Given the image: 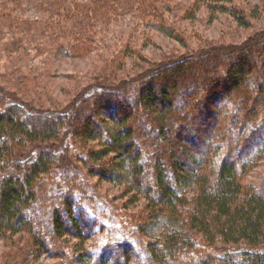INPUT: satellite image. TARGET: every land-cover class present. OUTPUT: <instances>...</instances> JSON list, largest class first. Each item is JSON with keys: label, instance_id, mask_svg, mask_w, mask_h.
<instances>
[{"label": "rangeland", "instance_id": "rangeland-1", "mask_svg": "<svg viewBox=\"0 0 264 264\" xmlns=\"http://www.w3.org/2000/svg\"><path fill=\"white\" fill-rule=\"evenodd\" d=\"M77 2L84 4L82 14L79 11L81 8L71 5L57 7L51 14L35 10L29 3L0 0L2 93H17L18 100L32 110L57 111L68 108L77 119L70 122L69 126L73 131L77 126L76 122L86 121L89 126L98 123L111 128L114 126L115 117L120 118L127 114V124L136 125L138 117H143L142 106L130 104V94L147 80L148 73H153L156 89L159 90L165 84L171 99H175L177 105H182V108H175L170 115L177 123L187 120L190 122L189 120L197 115V102L200 103L204 99L209 88L207 86H212L214 91L225 94L215 99L220 111V120L213 127L211 134L215 137H227L229 133H240L241 137H250L256 144H260L252 136L258 130L264 143V0H229L223 4L224 10L214 13L208 11L205 6L195 7L193 0ZM18 3H21V7ZM75 19L77 22L86 19V25L78 26ZM241 59H246L247 68L252 67L253 74L250 72L245 80L236 86L233 85L234 81L227 70ZM174 62L182 64L180 75H171L166 69ZM191 64L193 65L190 66ZM191 81L194 82V93L181 95V86L184 84L187 87ZM94 83L110 88L103 97L105 105L101 108L96 107V90L91 88ZM117 84H122L121 88L113 87ZM91 97L94 100H90ZM184 102H191L192 105L183 106ZM113 106H121L124 109L118 112L117 109L113 110ZM234 106H240L238 119L228 122L231 108ZM223 107L227 110H220ZM143 118L146 120L148 117ZM71 119L66 118L68 122ZM245 124L246 130L241 133ZM148 130L151 131L149 127ZM151 135L153 137L154 133ZM69 136L68 134L65 139L70 145L63 154H71L72 161L75 162L88 146H84L77 136ZM152 137H144L143 141L136 144V148L146 156L143 159L145 163L150 160L147 157L150 152L147 147L148 142L152 143ZM250 140L238 143L231 136V139H223V149L227 148L225 152L228 151L231 156L239 158L240 145L244 143L246 146ZM160 144L165 150H180L186 146L183 140L176 138L169 143ZM250 147L246 151L253 150V146ZM167 154L162 155L164 162L168 159ZM257 154L256 165L244 178V183L260 188L264 187V149ZM74 162V165L80 167L79 174L68 170L60 172L61 174L56 172L57 174L51 177L52 180L49 177L48 179L51 183L64 185L63 192L72 194L76 204L81 206L79 208L83 209L89 219L92 215L90 220H93L96 229L85 241L84 249L91 250L96 248L94 246H102L110 238L118 239L124 247L129 245L134 263L152 264L142 255L145 251L143 244L138 241L145 239L135 238V224L144 214L143 199L136 203L127 202V197H131V194L124 195V185L86 177L81 162ZM76 176L78 181L74 179ZM66 182H84L87 185L83 184L85 188L80 189L77 186H68ZM45 184L48 185V182ZM46 200V204H52L55 200L56 203L60 202L59 198L53 197ZM53 203L55 207V202ZM76 208L75 211L78 212ZM43 216L39 215V218L33 221L35 227L40 229L42 221L45 223ZM61 216L65 219L64 213L61 212ZM66 227L69 232L73 230L68 222ZM80 228L85 230L83 226ZM41 232L48 247L53 251L55 243L52 233L45 229H41ZM63 238L66 240L60 243L62 249L67 247L70 250L64 258L47 250H22L26 245H31L32 240L27 233L18 234L12 240H2L0 264H70L74 258L70 253L78 248V240L71 236ZM26 252L28 260L24 258ZM116 256L117 254L113 258ZM168 259L172 260L171 257ZM177 259L182 262L187 260L188 256L178 255ZM120 262L121 259H118L116 263L121 264Z\"/></svg>", "mask_w": 264, "mask_h": 264}, {"label": "trees", "instance_id": "trees-1", "mask_svg": "<svg viewBox=\"0 0 264 264\" xmlns=\"http://www.w3.org/2000/svg\"><path fill=\"white\" fill-rule=\"evenodd\" d=\"M7 1L29 3L35 10L51 14L57 7L67 5L81 8L79 11L82 14L84 5L78 3L79 0ZM228 1L193 0V5L197 8L205 6L214 13L224 10L223 4ZM21 3H18L20 7ZM80 22H77L78 26L86 25V19ZM181 68L179 62L166 67L171 75H180ZM252 71V67L247 68L246 59L234 63L227 70L236 86ZM147 76V80L132 91L129 99L130 104L142 106V115L148 118L138 117L136 125H129L128 114L120 118L117 116L111 128L98 123L89 126L86 121L76 122L73 131L69 125L76 116L68 108L32 110L18 100L17 93L0 91V241L12 240L18 234L27 233L32 240L31 245L22 250H47L64 258L70 250L67 247H64L66 251L63 250L60 243L66 240L63 237L71 236L78 240V248L70 253L74 256L70 264H118V259H121V264H146L134 263L129 245L124 247L118 239L110 238L102 246L84 249L85 241L96 229L93 220H90L92 215L89 219L72 194L63 192L64 185L51 183L48 179L53 178L56 172L61 174L70 170L76 175L80 172V167L73 164L71 154H63L70 145L66 142L69 134L77 136L84 146H88L74 162H81L86 177L124 185V195L131 194L127 202L136 203L143 199L144 214L135 224V238L145 239L138 241L143 244L145 252L142 255L152 264H264V187L244 183V178L256 165L257 152L264 149L260 132L254 129L257 132L252 135L260 144L250 137H241L240 133H229L238 143L251 139L246 146L244 143L240 145L239 158L233 157L225 152L227 148L223 149V139H231V136L215 137L211 134L220 120L215 99L225 93L222 95L212 86H207L204 99L197 102V115L190 122L177 123L170 115L182 105L171 99L165 84L156 89L153 73ZM121 86L117 84L113 87ZM194 87L192 81L187 87L183 84L179 93L191 95ZM91 88L96 90L92 91L97 94L94 98L96 107L101 108L105 105L103 97L110 88L99 83H94ZM93 97L90 100H94ZM185 105L192 103L184 102ZM120 109L124 107L113 106V110ZM220 110L227 109L223 107ZM238 110L240 106L231 108L228 122L238 119ZM69 117L72 119L68 122L66 118ZM246 124L241 133L246 130ZM144 137H152V143L148 142L147 147L150 151L148 163L143 162L146 156L136 148L138 141H143ZM173 138L183 140L186 146L180 150H165L160 143H169ZM250 146L253 150L246 151ZM163 154L168 155L165 162ZM77 177L74 179L77 180ZM67 182L66 185L80 189L85 188L83 184L87 185L84 182ZM51 197L59 198L60 202L53 201L56 208L53 202L45 203ZM75 208L79 211L76 212ZM60 211L65 219H62ZM39 215L45 218V223L40 221V229L33 225ZM67 222L73 228L71 232L66 227ZM41 229L52 233L53 251L43 238ZM114 253L117 254L115 258ZM24 254L28 260L27 252ZM182 254H186L188 259L181 262L177 257Z\"/></svg>", "mask_w": 264, "mask_h": 264}]
</instances>
